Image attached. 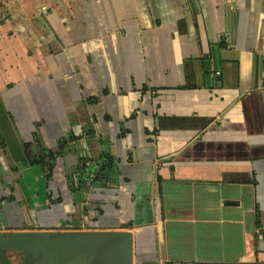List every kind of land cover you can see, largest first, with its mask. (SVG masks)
Listing matches in <instances>:
<instances>
[{
	"label": "crops",
	"instance_id": "0c3cea01",
	"mask_svg": "<svg viewBox=\"0 0 264 264\" xmlns=\"http://www.w3.org/2000/svg\"><path fill=\"white\" fill-rule=\"evenodd\" d=\"M0 197L41 264H264V0H0Z\"/></svg>",
	"mask_w": 264,
	"mask_h": 264
},
{
	"label": "rangeland",
	"instance_id": "374dc122",
	"mask_svg": "<svg viewBox=\"0 0 264 264\" xmlns=\"http://www.w3.org/2000/svg\"><path fill=\"white\" fill-rule=\"evenodd\" d=\"M2 204L3 203L0 202V205ZM39 231L33 232V229L28 228V226L23 227L20 231L2 230L0 228V237L7 239V246H8V242L13 243V241H10L12 237L24 239L26 237H33L32 233H34V235L40 234L41 232ZM52 234L54 235V233ZM13 245L15 246L18 245V247L4 248L0 251V264H30L32 261H35L36 264H41L42 261L41 253H35V254L30 253L29 250H27L26 248H24V246L21 245V241H19V243L17 244H12L11 246Z\"/></svg>",
	"mask_w": 264,
	"mask_h": 264
},
{
	"label": "trees",
	"instance_id": "16d2710c",
	"mask_svg": "<svg viewBox=\"0 0 264 264\" xmlns=\"http://www.w3.org/2000/svg\"><path fill=\"white\" fill-rule=\"evenodd\" d=\"M206 67L208 68V64L206 63L205 64ZM75 141H78V138H73ZM64 144L61 145V148L57 151H54V152H50L46 155H42L40 157V160H37V162H40V163H43L45 164L47 167H48V170L49 172L51 171L52 169V162L53 160H55V158L59 155H61L64 151ZM112 165V160L109 156H105L103 157V165H102V168H108ZM76 185H78V189H75L74 186H72V189H73V192L74 193H79V192H82L85 188V181H81V182H78ZM5 200V198L3 197H0V202H3Z\"/></svg>",
	"mask_w": 264,
	"mask_h": 264
},
{
	"label": "water",
	"instance_id": "95a60500",
	"mask_svg": "<svg viewBox=\"0 0 264 264\" xmlns=\"http://www.w3.org/2000/svg\"><path fill=\"white\" fill-rule=\"evenodd\" d=\"M21 239L20 238H16V237H12L11 239H10V241H13V243L12 242H8V246H7V239H5V238H3V237H0V251L2 250V249H4V248H9V247H18V245H13V246H11L12 244H17V243H19V241H20ZM23 240V239H22ZM25 240V239H24ZM24 242V241H23ZM21 245L23 246V243H21Z\"/></svg>",
	"mask_w": 264,
	"mask_h": 264
},
{
	"label": "flooded vegetation",
	"instance_id": "af4514ba",
	"mask_svg": "<svg viewBox=\"0 0 264 264\" xmlns=\"http://www.w3.org/2000/svg\"><path fill=\"white\" fill-rule=\"evenodd\" d=\"M30 264H36V262L35 261H32Z\"/></svg>",
	"mask_w": 264,
	"mask_h": 264
}]
</instances>
